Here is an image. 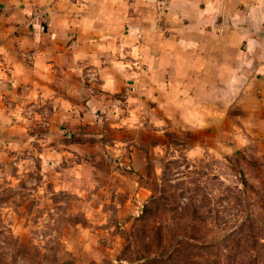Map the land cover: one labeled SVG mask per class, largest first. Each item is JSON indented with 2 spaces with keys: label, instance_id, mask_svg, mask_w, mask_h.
<instances>
[{
  "label": "rangeland",
  "instance_id": "obj_1",
  "mask_svg": "<svg viewBox=\"0 0 264 264\" xmlns=\"http://www.w3.org/2000/svg\"><path fill=\"white\" fill-rule=\"evenodd\" d=\"M5 3L0 18L34 15L35 0ZM237 9L252 45L235 34L217 52L204 38L196 54L155 56L138 85L100 95L97 116L68 114L100 90L93 69L58 72L40 100L10 86L0 264H264V25Z\"/></svg>",
  "mask_w": 264,
  "mask_h": 264
},
{
  "label": "crops",
  "instance_id": "obj_2",
  "mask_svg": "<svg viewBox=\"0 0 264 264\" xmlns=\"http://www.w3.org/2000/svg\"><path fill=\"white\" fill-rule=\"evenodd\" d=\"M35 4L34 15L21 7L26 14H1L0 101L6 96L10 104L6 93L11 85L36 86L40 100L42 88L54 87L58 72L79 75L81 82L82 71L93 69L100 90L82 110L68 113L80 119L98 115L101 94L118 86L138 85L144 72L154 71L155 56L196 54L204 38L214 40L210 50L217 52L220 39L235 34L245 36L252 45L256 36L251 29L256 26L236 23L243 22L233 14L237 7L247 20L264 25V0H35ZM9 6L0 5V11ZM107 59L115 60L109 65ZM170 66L162 69L166 84L171 83V77L165 76L174 69ZM258 67L264 72V60L258 61ZM18 71L22 78H16Z\"/></svg>",
  "mask_w": 264,
  "mask_h": 264
}]
</instances>
